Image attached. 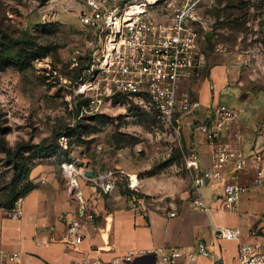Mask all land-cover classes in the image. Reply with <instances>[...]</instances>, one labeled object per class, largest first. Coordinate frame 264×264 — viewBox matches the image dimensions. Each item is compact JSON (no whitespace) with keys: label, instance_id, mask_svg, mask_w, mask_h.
I'll return each instance as SVG.
<instances>
[{"label":"rangeland","instance_id":"1","mask_svg":"<svg viewBox=\"0 0 264 264\" xmlns=\"http://www.w3.org/2000/svg\"><path fill=\"white\" fill-rule=\"evenodd\" d=\"M76 6L72 0H0V205L32 187V167L48 156L47 148L62 152L58 140L65 133L64 159L95 154L100 141L113 144L140 180L139 192L126 176L117 190L170 206L191 186L182 133L133 105L82 109L75 88L86 67L87 30ZM199 6L210 63L264 75V0H201Z\"/></svg>","mask_w":264,"mask_h":264},{"label":"crops","instance_id":"2","mask_svg":"<svg viewBox=\"0 0 264 264\" xmlns=\"http://www.w3.org/2000/svg\"><path fill=\"white\" fill-rule=\"evenodd\" d=\"M56 1L61 0L53 2ZM72 1L77 3V8L81 0ZM181 89L191 91L202 106L198 112L185 117L192 122L190 127L180 128L185 160L194 150L198 166L186 165L192 175L191 186L178 200L170 206H154L139 193L137 200L134 194H122L118 186L98 197L99 191L90 177L99 171L115 168L126 178L128 174H136L127 171L119 152L106 141H100L95 154L86 156L84 153L83 157L67 160L75 162L81 171L78 186L70 183L68 173L61 167L63 159L56 154L40 157L29 175L32 187L21 196L23 215L15 217L12 215L14 206L0 205V264H64L94 259L103 264H127L114 262V259L129 250L140 249L145 252L136 256L137 264H169L160 260L158 247L164 251L193 250L199 240L206 241L212 252L201 256L200 264H237L239 240L218 237L217 226H237L243 229L240 240L263 241L264 185L254 184L253 162L254 154H261L264 168V75L244 73L235 64L209 61L203 76L183 81ZM217 105L239 110L241 139L224 138L244 152V167L237 169L234 162H230L223 169V181L237 174L242 183L249 185L237 211L222 210L215 200L214 193L221 188L222 179L208 182L198 190L194 185L195 176L213 163V146L200 124L212 115ZM231 126L227 123L228 131ZM199 197L207 208L195 203ZM82 200H92L97 212L93 219H84L82 241L71 244L65 240L68 220L83 217ZM13 252H18L19 258L10 261ZM180 263L188 264V260L182 258Z\"/></svg>","mask_w":264,"mask_h":264},{"label":"built area","instance_id":"3","mask_svg":"<svg viewBox=\"0 0 264 264\" xmlns=\"http://www.w3.org/2000/svg\"><path fill=\"white\" fill-rule=\"evenodd\" d=\"M55 1V0H52ZM201 0H81L76 8L80 26L87 30L85 38L86 67L77 82L76 94L86 102L82 109L103 110L114 106H134L154 112L165 123L173 126L179 135L181 127H190L186 116L198 112L202 106L199 98L191 91L181 89L183 81L203 76L209 65V57L202 47L205 33L200 29L205 21L200 11ZM78 64L74 57L72 66ZM239 110L217 105L212 115L200 124L201 131L213 146L212 166L195 176L194 185L198 190L208 182L223 181V169L234 162L237 169L244 167V152L230 136L241 139L238 122ZM230 123L231 129L226 128ZM69 134L59 137L62 150L69 149ZM261 154H254L253 168L256 171L255 185H264V168ZM61 167L68 173L69 181L78 186L81 172L75 162L62 161ZM189 168L198 166V156L192 150L186 158ZM123 178L115 168L99 171L90 177L97 187L98 197L109 193ZM128 186L138 191L140 180L137 174L127 175ZM249 185L242 183L237 174L224 179L220 189L214 193L215 200L223 210L237 211L242 195ZM137 200V195L134 194ZM135 200V201H136ZM134 201V202H135ZM195 203L207 208L201 197ZM136 205V202L134 203ZM83 217L68 220L65 240L71 244L80 243L84 237V219H93L97 210L92 200H82ZM24 213L21 196L12 208V215ZM217 235L224 239L239 240L237 264H264V240L260 243L240 240L243 229L220 225ZM160 253V260L169 264H181L185 258L188 264H200L201 256L212 254L209 244L199 240L195 249L174 248ZM145 250H129L117 256L114 262L124 261L137 264L136 256ZM19 258L18 252L9 256L10 261ZM64 264H103L101 260L69 261Z\"/></svg>","mask_w":264,"mask_h":264},{"label":"trees","instance_id":"4","mask_svg":"<svg viewBox=\"0 0 264 264\" xmlns=\"http://www.w3.org/2000/svg\"><path fill=\"white\" fill-rule=\"evenodd\" d=\"M87 101V100H86ZM85 100H83L82 101V103L83 102H86ZM81 103V104H82ZM81 104H80V106H81ZM50 148H47L46 150H47V155H51V154H56L58 157H60V160H64V161H67V159H64V152H60V153H54V152H52L51 150H49ZM62 156V157H61ZM132 194H136L137 196H138V193H136V192H134L133 191V193ZM23 195V193L22 194H19L18 196H22ZM17 199V198H16ZM15 199V200H16ZM14 204H15V201H12V202H10V203H8L7 205H4V206H7V207H13L14 206Z\"/></svg>","mask_w":264,"mask_h":264}]
</instances>
